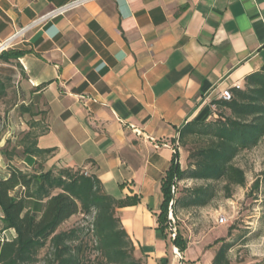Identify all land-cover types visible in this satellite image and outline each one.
Wrapping results in <instances>:
<instances>
[{
    "label": "crops",
    "instance_id": "1",
    "mask_svg": "<svg viewBox=\"0 0 264 264\" xmlns=\"http://www.w3.org/2000/svg\"><path fill=\"white\" fill-rule=\"evenodd\" d=\"M72 1L0 0L4 57L22 53L1 61L29 100L22 132L44 113L48 132L37 147L56 150L41 162L44 171L80 170L118 201L138 199L117 216L143 264H213L219 248L191 238L175 255L158 219L162 185L176 152L185 169L179 129L213 121L225 90L264 73V0H90L39 22ZM6 139L0 179L9 177ZM11 163L39 167L29 155ZM43 205L27 201L39 214ZM2 218L0 208V237L12 241Z\"/></svg>",
    "mask_w": 264,
    "mask_h": 264
},
{
    "label": "trees",
    "instance_id": "2",
    "mask_svg": "<svg viewBox=\"0 0 264 264\" xmlns=\"http://www.w3.org/2000/svg\"><path fill=\"white\" fill-rule=\"evenodd\" d=\"M21 54L15 53L14 58L3 54L0 60L10 62ZM244 85L241 89H231L230 101L215 102L216 119L192 121L179 129L178 143L188 151V166L186 170L181 169L176 152L162 185L164 202L158 217L162 231L168 228L173 184L186 180L207 183L189 190L187 197L175 199L174 207L180 206L183 210L210 205L216 196L213 187L216 182H226L228 198L232 186H245L246 172L236 166L235 160L244 151L257 148L264 138V73L248 76ZM7 89L6 82L0 78V99L7 97ZM40 126V121L32 122L30 130L17 142L25 155L37 159V169L21 170L11 163L15 153L4 152L9 177L0 179L2 224L4 231L13 229L16 236L12 241L0 237V264H38L43 250H46L45 264H85L89 242L84 236H92L93 250L99 255L98 264H143L134 257L132 240L117 216L119 207L137 204L138 199L120 202L104 191L99 178L80 170L44 171L41 162L52 157L56 150L37 147L38 138L48 132L46 126L42 129ZM258 185H254L257 190ZM29 200L43 202V212L39 214L28 208ZM76 215L92 217L91 228L59 231ZM173 244L180 252L187 249V242L180 233ZM232 247L221 241L213 264H231L228 254Z\"/></svg>",
    "mask_w": 264,
    "mask_h": 264
},
{
    "label": "rangeland",
    "instance_id": "3",
    "mask_svg": "<svg viewBox=\"0 0 264 264\" xmlns=\"http://www.w3.org/2000/svg\"><path fill=\"white\" fill-rule=\"evenodd\" d=\"M5 52V50L1 51L0 56ZM1 61L0 78L8 86L7 97L0 99V137H8L1 151L3 155L4 152L15 153L14 159L21 160L25 154L17 147V142L24 134L21 113L25 104H29V100L21 92L22 81L13 77L12 71L16 70L8 65L4 66ZM14 109L16 111L13 113ZM38 114L40 113H35L31 118L38 117L42 123L39 128L42 129L43 123L46 122L45 114L41 113V116ZM29 123L27 124L30 125ZM183 151L186 154L184 169L186 170L188 151L186 148H183ZM235 164L246 172L245 186H232L228 198L229 193L224 188L226 182H216L213 184L216 196L207 207L187 210H183L180 206L174 207L177 233H180L185 240L191 238L192 241L214 244L217 248L221 247V241L230 243L233 246L228 254L231 264H264V138L257 148L240 154ZM256 183H259L258 190L254 187ZM204 184L207 183L193 180L178 182L175 199L187 197L189 190ZM222 217L226 219L224 224L219 223ZM92 222L90 216L76 215L63 224L59 231H68L74 227L90 229ZM6 236L7 239L10 238L9 235ZM84 239L89 242L85 264H98L99 255L93 250L92 236H84ZM45 254L46 250H43L38 264H45Z\"/></svg>",
    "mask_w": 264,
    "mask_h": 264
},
{
    "label": "built area",
    "instance_id": "4",
    "mask_svg": "<svg viewBox=\"0 0 264 264\" xmlns=\"http://www.w3.org/2000/svg\"><path fill=\"white\" fill-rule=\"evenodd\" d=\"M88 1H90V0H74V1L70 2L69 4L63 6V8H59V9H56V10H53V11L49 12V14H47L44 17L40 18L39 22H45V21H48L49 19H52V18H54L56 16L63 15L64 13L68 12L69 10L77 8L78 6H81V5L85 4V3H87ZM5 48L6 47L4 45L0 46V52L5 50ZM231 98H232V93H231L230 89L225 90L221 94V99L224 100V101H230ZM171 189H172V194H173L174 197L172 199V202L170 203L167 219H168V233H169L171 241H173V240L176 239V237L178 235L177 227H176V220L174 219V201H175V196H176V193H177V183L173 184ZM225 221H226V219L224 217H222L219 220V223L220 224H224ZM174 248H175L174 249L175 255L177 257L181 258L179 249L176 248V247H174Z\"/></svg>",
    "mask_w": 264,
    "mask_h": 264
}]
</instances>
